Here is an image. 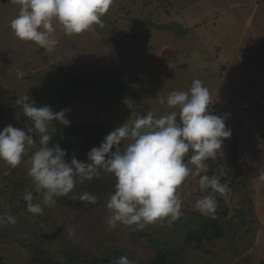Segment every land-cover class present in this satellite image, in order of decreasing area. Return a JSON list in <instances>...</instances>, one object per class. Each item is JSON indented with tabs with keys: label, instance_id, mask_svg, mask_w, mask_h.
<instances>
[{
	"label": "rangeland",
	"instance_id": "374dc122",
	"mask_svg": "<svg viewBox=\"0 0 264 264\" xmlns=\"http://www.w3.org/2000/svg\"><path fill=\"white\" fill-rule=\"evenodd\" d=\"M17 12L18 5L11 0H0V130L16 119L20 107L15 101L20 96L28 95L43 105L45 89L49 99L59 100L70 87V78H76L85 90H70L66 106L70 125H60L49 146L69 147V142H86L90 136L102 141L137 113L171 111L158 103L159 97L172 90L187 91L194 79L210 90L209 109L214 104L222 107L218 115L231 129L220 159L215 161V174L228 187L225 199L232 209V222L219 239L205 242L207 252L185 242L195 224L185 219L193 218L195 201L200 198L197 176L190 174L177 189L186 217L171 226L166 221L163 226L157 222L134 231V226L107 227L105 205L114 191L115 178L101 173L100 178L85 181L86 186H81L77 177L69 194L74 197L89 192L98 199L74 232H79L80 241L91 248L88 253L116 249L141 263L152 259L161 247L168 252L181 250L177 264H264V181L258 179L264 173V112L255 107L264 105L260 74L264 73V0H114L102 17L109 30L106 38L96 33L94 26L68 36L54 25L59 43L53 52L14 35L10 21ZM90 71L100 72L114 85L100 92L96 86L89 88L86 83L93 82ZM89 103L97 104L99 110ZM88 121L96 123L85 131ZM31 135L35 143L26 146L21 164L12 168L0 160V185L13 178L29 185L27 161L40 147L39 133L33 129ZM94 146L84 143L80 147L87 153ZM233 149L238 154L241 178L227 170V156ZM189 167L195 171V166ZM6 205L1 197L0 216L6 213ZM39 217L43 223L47 220L45 225L56 220L55 216ZM56 222L62 223L60 219ZM47 230H36L22 217L14 226H0V264H33L39 252L64 261L53 240L55 234ZM37 234H48V243ZM169 256V260L175 258L172 253Z\"/></svg>",
	"mask_w": 264,
	"mask_h": 264
},
{
	"label": "clouds",
	"instance_id": "9594fccd",
	"mask_svg": "<svg viewBox=\"0 0 264 264\" xmlns=\"http://www.w3.org/2000/svg\"><path fill=\"white\" fill-rule=\"evenodd\" d=\"M18 5L17 15L10 21L14 35L22 41L34 42L47 52H53L59 43L56 37L58 25L65 35H78L93 26L103 27L102 17L114 0H11ZM171 111L157 115L154 111L136 114L105 135L99 146L86 153V161L73 155L66 162L67 151L59 144L49 146L55 133L53 121L69 126L68 109L53 111L48 105L37 106L28 95L16 99L25 117L39 133L40 147L27 161L28 175L34 191L40 194L44 206H53L57 197H70L76 187V178L83 184L100 178L101 173L115 177L114 191L106 201L109 215L105 219L111 230L118 225L134 226L143 230L150 224L171 223L183 215L182 199L177 189L190 175L199 177L202 195L194 208L203 216L215 218L218 202L212 193L227 195V185L216 176L208 175L206 161L216 159L222 152L225 139L231 129L223 116L209 110L210 90L200 79H194L187 91L172 90L158 99ZM27 130L7 125L0 130V160L12 168L21 164L26 146L35 141ZM114 149V150H113ZM191 152V155L188 154ZM188 157L185 162V157ZM195 166V171L189 167ZM264 181V173L258 176ZM211 190V191H209ZM27 211L42 215L40 202L33 203V192L22 196ZM78 199L93 205L98 203L95 195L83 192ZM17 219L10 213L0 216V226L15 225ZM72 230L70 229V234ZM116 264H131L121 255Z\"/></svg>",
	"mask_w": 264,
	"mask_h": 264
},
{
	"label": "trees",
	"instance_id": "16d2710c",
	"mask_svg": "<svg viewBox=\"0 0 264 264\" xmlns=\"http://www.w3.org/2000/svg\"><path fill=\"white\" fill-rule=\"evenodd\" d=\"M142 4H145V2H142ZM123 7L124 5L122 4V8ZM94 31L105 37V35L108 34L109 30L107 29V27H105V23L103 22V27L94 26ZM88 73L93 75L92 76L93 82L86 83L89 88H91V86H96L97 90H99L100 92L101 88L106 89L109 86L111 88V86L114 85V83H110L106 81L104 79L105 78L104 75L101 77L100 72L99 73L96 72L95 74L94 73L92 74V71H90ZM260 74L262 75L261 80L264 81V73L260 72ZM50 85H54V82L50 83ZM68 86H70L69 87L70 89L68 88L67 92L63 93L62 98H60L59 100L49 99L47 96V92L44 89V91L42 92H44L43 93L44 99L46 98V100L43 103V105L50 106L53 111H59L62 108H65L66 106H68L69 101L71 99L70 90L76 87H78L79 89L85 90L84 88L80 87V84L78 85V80L76 78L68 79ZM35 104L37 106H41L39 103H35ZM216 105L215 104L212 105V108H210L209 110L213 114L218 115L219 112L222 111L221 110L222 107H220L219 105L220 107L219 109L218 107L216 108ZM89 106L93 107L94 109L99 110V107L97 106V104L92 106L89 103ZM255 107L257 108V110H261L262 112H264V105L258 104ZM163 114L165 113L161 112L157 115H163ZM14 116H15V113H14ZM93 122L96 123L95 121L86 122L88 124L85 128V131H87L88 128L92 127V125L94 124ZM52 123H53V128L57 131L60 127V124L56 125V121H53ZM9 125H12L13 127H20L25 130H27L28 128L34 129L32 121L23 115L21 109H19L16 119L15 117H13ZM52 139L49 141V143L52 142ZM86 139H87L86 142L84 141L81 142L79 140L78 141L79 143H77L76 141H71L69 142V144H71L69 145V147H67V145L65 144L60 145V147H63V148L66 147L65 148V150L67 151V154L65 156L66 162L70 161L73 155H75V157L80 161H86L87 159L86 152H84L80 146L84 143L90 144V146H93V145L99 146V144L101 143V141H96V139L92 138L91 136ZM188 155L190 156L191 152ZM219 155L220 153H218L216 159H209L206 161V164L209 168L208 175L210 176H216L215 168H216L217 163L215 161L220 159ZM187 160H188V157L186 156L185 162H187ZM237 161H238V154H237V151L233 149L227 156V163H226L228 167L227 170L231 171L235 177L241 178L242 175L238 172ZM25 174H28V171L25 172ZM111 177L115 178L113 175ZM27 181H29V185L23 184V181L21 178H13V179H9L7 183L0 185V199L1 197H4V202L7 203L6 213H10L17 218L22 217V220L24 222L29 223L31 226L35 227L36 230L48 228L47 230L48 232L55 234V239L53 240L55 241V244H58L59 253L64 256V261H61L57 256H52L49 252L47 254L43 252H39L38 256L37 255L34 256L33 264H116V261L121 255H126L128 259L131 261V264H177L180 258L181 250L168 252L161 247L157 248V250L155 251L156 254L152 257V259H150L149 261L141 262V263L135 262L134 260H132L127 254H124V251L121 252V250H116V249L112 250L113 252H109V248L100 249L97 255L89 254L90 252L88 253V251L91 250V248L87 244L82 243V241H80V238H82V235L79 232L77 233H74V232L77 231L76 229L77 226L79 227V224L83 222L87 211L90 209L91 206H93V204L80 201L78 199L79 195L81 194L80 192V194L74 196L76 197V199L63 200L61 199L63 197H57L55 198L56 199L55 205L44 206L42 204L40 194L34 191V184L32 182L31 177H29ZM220 182L223 183V181L221 180ZM80 185L86 186L84 183ZM26 190L33 192V197H34L33 203L40 202L42 204V207H43L42 216H44V219H47L48 217L52 218V216H55L56 217L55 221H52L51 223L49 222L48 224L45 225L47 220L46 221L44 220L45 222L43 223V220H40V217H39L40 215H34L27 211V203L22 198L23 193ZM198 194L201 197L202 195H206L208 193L201 192V190L199 189V184H198ZM212 194L215 196L218 202V207H217L216 215L214 219L203 216L198 211L194 213V215L192 216L193 218L190 217V218L185 219L187 221L194 220L195 222L193 228L188 230V233L185 236L186 246L188 245L194 246V248H196L200 252H207L208 250L204 246L205 242L206 241L211 242L212 240L219 239L221 236H223L225 228L228 227L227 225L230 226L229 223L232 222V219H231L232 209L228 205V201L225 199L226 195L221 196L218 193H212ZM185 213L187 212L183 210V215L180 217V219L186 217ZM62 214L64 215L61 219ZM58 219L62 221L61 224L56 222ZM70 229L72 230L71 234H70ZM37 238H39V240H44L47 243H48L47 240H49V238L45 237V235L43 234L42 235L37 234ZM170 253H172L173 256L175 257L173 260H169Z\"/></svg>",
	"mask_w": 264,
	"mask_h": 264
},
{
	"label": "water",
	"instance_id": "95a60500",
	"mask_svg": "<svg viewBox=\"0 0 264 264\" xmlns=\"http://www.w3.org/2000/svg\"><path fill=\"white\" fill-rule=\"evenodd\" d=\"M45 237H47V238H50V236L47 234V235H45Z\"/></svg>",
	"mask_w": 264,
	"mask_h": 264
}]
</instances>
